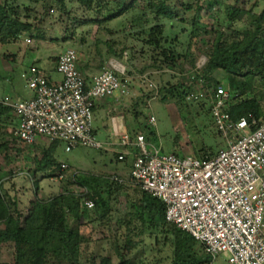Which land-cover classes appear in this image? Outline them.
<instances>
[{"label":"trees","instance_id":"16d2710c","mask_svg":"<svg viewBox=\"0 0 264 264\" xmlns=\"http://www.w3.org/2000/svg\"><path fill=\"white\" fill-rule=\"evenodd\" d=\"M140 1L132 0L128 5L118 4L112 8L109 0H77L81 7L96 15L95 19L83 20L82 24L101 26L132 12L125 41L130 44L125 43L122 50L131 51L132 64L138 57L145 61L139 69L141 73L163 70L173 76L181 62L182 67H188L181 69L184 81L171 83L172 80L168 79L162 82L158 88L162 100L167 103L175 101L181 113H200L209 98H195L192 93L224 86L233 96L234 104L229 110L231 117L235 121L248 118L252 122L255 119L257 124H252L251 128L253 131L258 129L264 121V8L258 13L254 8L229 4L223 17L220 6L223 0H143L145 7L137 5ZM54 4L61 11H67L66 0H0V44L19 42L28 32L34 36L37 24L30 21L31 15L38 7L46 11ZM23 8L24 15L20 11ZM206 8L209 11L217 9L214 11L218 14L216 24L210 27L204 26L201 14ZM42 21L43 18L39 22ZM225 28L230 30L229 34ZM76 30L77 24L72 35ZM119 31L125 33L122 29ZM210 35L212 40L202 43L203 38ZM123 51L116 55L122 57ZM201 54L208 60L199 69L196 61ZM117 74L127 79L126 73ZM14 113L11 106L0 101V126L13 124ZM8 137L0 134V154L10 161ZM11 137L17 139L14 133ZM59 142L62 141L53 142L55 145L52 144L51 148L41 149L43 159L39 165L42 168L35 171V176L40 169H55L57 175L62 172V162L54 156ZM217 155L212 148H203L201 156L195 157L211 159ZM1 171L0 168V250L4 245H11L15 258L13 262L0 264H114L110 256L102 257L98 263L86 256L83 249V245L89 242L85 228L97 220L112 221L114 212L119 229L115 239L117 264H150L145 259L135 261L131 257L147 232L155 233L157 243L160 235L166 236V243L171 236L174 253L170 264H214L215 258L205 245L169 222L164 202L139 185V198L128 202V211L122 213L115 209L111 200L115 190L123 187L113 188V181L108 177L77 172L74 184L79 191L64 190L46 200L34 197L28 209L23 211L19 202L5 190ZM104 183L108 189L102 188ZM85 199H92L95 207L88 209ZM160 262L157 264H164Z\"/></svg>","mask_w":264,"mask_h":264},{"label":"built area","instance_id":"2783aa9c","mask_svg":"<svg viewBox=\"0 0 264 264\" xmlns=\"http://www.w3.org/2000/svg\"><path fill=\"white\" fill-rule=\"evenodd\" d=\"M81 59L82 53L72 47L60 54L57 70L63 81L58 83L32 66L24 78L34 95L14 104L3 101L20 119L15 131L19 142L35 144L39 137H45L65 142L69 148H107L94 134L96 101L111 97L122 104L131 88L128 79L117 74H125V69L121 71L113 63L88 83L79 69ZM192 96H208L228 148L211 159L163 154L145 134L137 135L133 142L126 133L123 144L138 149L131 177L164 202L169 222L203 243L214 257L224 255L229 264H264V121L254 131L255 119L235 121L229 112L233 96L224 86L196 91ZM150 122L156 123L153 115ZM127 154L131 153H120L118 158L124 160ZM68 168L62 163V172L53 179L64 180ZM85 204L88 209L95 207L92 199H85Z\"/></svg>","mask_w":264,"mask_h":264},{"label":"rangeland","instance_id":"374dc122","mask_svg":"<svg viewBox=\"0 0 264 264\" xmlns=\"http://www.w3.org/2000/svg\"><path fill=\"white\" fill-rule=\"evenodd\" d=\"M109 1L112 8L117 7L118 4L128 5L132 2V0ZM229 4H239L248 9L254 8L258 13L264 8V0H223L222 5H220L221 11L224 12L223 17H225V11ZM137 5L145 7L146 2L142 0ZM52 8L55 9L54 12ZM66 9L67 11H61L58 5L55 4L46 11L38 7V10L33 12L30 19V21L37 24V29L33 32L35 35L32 36L28 32L22 36L20 41L28 37H35L36 41L45 39L59 51L68 47L81 51L83 49L86 50V48L92 51L96 49L100 57H104L107 60V65L113 63L121 71L126 69V78L130 88L139 94L143 101L144 98H147L151 104L150 107L142 106L141 108V111L144 112L141 115L144 121L143 131L151 144L161 147L163 154L177 153L180 156L189 154L201 156L203 148H212L218 153L221 149L228 148L226 139L218 131L213 112L211 111L212 106L209 102L200 113H181L176 103H174L175 101L172 100L167 103L158 94V88H160L163 81L168 79L172 80L171 83L184 81L181 69L184 67L188 68L186 65L182 67L183 63L181 62L179 68L172 76L169 72H164L163 70H151L141 73L139 69L145 64L141 57L136 58L133 64L130 63L131 51H123L122 49L130 29L129 18L130 14H132L131 11L126 12L120 18L114 19L109 24L105 22L104 25L99 26L98 24L81 23L86 19H95L96 15L81 7L77 0H66ZM20 11L24 15V8ZM214 11H217V9ZM214 11H209L207 8L202 11L204 26L210 27L213 23L216 24L215 20L218 14ZM42 18L43 21L40 23L39 21ZM75 23L77 24V36L72 35ZM120 29L125 33L121 34ZM224 31L227 34L230 33L228 28H225ZM65 34L68 37L66 39ZM85 38L88 40V45H83L84 43H82ZM211 40V35L206 36L203 38L202 43ZM128 43L127 41V46ZM3 45L5 44H0V47H4ZM6 49L4 47L2 52H5ZM120 51H123L122 57L116 55ZM30 59L31 55H27L24 64L28 66ZM207 60L208 58L201 54L196 61V66L202 65V62ZM24 64L20 61L9 60L7 57L5 59L0 54V97L3 98V101L14 104L20 100L18 99L19 97L27 94L28 83L22 77L25 69ZM217 77L222 78V75L217 74ZM148 101L147 105H150ZM152 115L156 118V123L150 122ZM94 127L97 128L96 123ZM15 128L11 123L6 126H0V134L4 133L9 136V155L10 158L12 157L9 161L5 158V155L0 154V168L2 169L4 188L11 197L19 202L21 210L26 211L34 197L46 200L64 190L79 191L77 185L74 184V177L77 172L108 177L113 181V188L116 189L117 186L123 187L120 190H115L111 200L115 209L120 210L122 213L128 211V202L136 201L139 198L137 191L140 188L131 177V170L137 153L136 149L134 153L127 154L124 160H120L117 153L121 151V147L110 148L109 150L85 146L69 148L65 142H59L54 156L60 162L67 163L69 168L66 171L64 180L54 181L52 176L57 173L55 169L49 168L45 171L40 169L37 176H35V171L42 168L39 165V161L43 159L41 149L43 147L51 148L54 143L47 138H43L40 140L41 144H22L11 137V133H14ZM132 138L135 140L134 134ZM114 177H119L121 180H114ZM35 183H38V186ZM102 188L104 190L108 189V185L104 183ZM37 191L38 194L36 193ZM105 195L107 197L108 193ZM116 215V212H114L115 217H117ZM115 217L112 221H108V219L106 221L97 220L84 230L89 242L83 245V249L86 256H90L98 263L104 256H110L114 264L118 263V255L115 252V239L118 237L119 229ZM165 238L164 234L160 235V242L157 243L155 233L147 232L143 236V243L132 253L131 257L135 261L145 259L150 264H157L160 261V263L164 264L172 263L174 247L170 240L171 236L167 243L164 242ZM14 258L13 247L4 245L2 250H0V262H13ZM214 258V264H229L224 255Z\"/></svg>","mask_w":264,"mask_h":264},{"label":"crops","instance_id":"0c3cea01","mask_svg":"<svg viewBox=\"0 0 264 264\" xmlns=\"http://www.w3.org/2000/svg\"><path fill=\"white\" fill-rule=\"evenodd\" d=\"M77 32L78 31L76 30V33ZM34 38L35 37H28L25 40L16 43L5 44L3 46L7 49L5 52H2L4 47L1 46L0 54L5 59L7 57L9 60L14 62L20 61L23 64L26 61L27 55H31L28 66L24 64L25 69L22 73L23 78L24 74H26L32 66H37L44 72L46 77L51 82L58 83L63 81V76L58 72L57 65L59 56L65 49L59 51L52 45V43L47 42L45 39L36 41ZM66 38L68 37H66L65 34V39ZM27 39H31V41L28 42ZM85 40L86 42L82 41V43H84L83 45H88V40L86 38ZM86 50H79L82 53V59L79 62V69L87 79L88 83H91L94 76L98 75L107 66V60L104 57H100L98 52H96V49L95 51H92L91 49L86 48ZM33 95L34 93L28 89L27 94L19 97L18 99L20 100L18 101L28 100ZM0 101H3V98L0 97ZM147 101V98H144L143 101V98H141L140 95L134 92L132 89L130 96L124 98L122 104L115 103L114 99L111 97L96 101L94 109V125L96 123L97 128L94 127V134L100 142L106 145V150H109L110 148L121 147V151H119L117 154L123 152L134 153L135 149L138 152L136 146H126L123 144L122 135L126 133L129 134L131 140L135 142L137 135L145 134L143 131L144 121L141 117L144 112L141 111V108L142 106H151L149 101L148 103L150 105H147ZM14 117L15 119L13 125L16 127L14 130V135L17 138L15 131L20 126V119L16 113H14ZM133 134L135 135V140L132 138ZM43 138L45 137H39L36 144H41L40 140ZM53 177L52 180H54ZM36 193L38 194V191Z\"/></svg>","mask_w":264,"mask_h":264}]
</instances>
